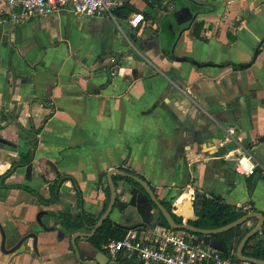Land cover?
Here are the masks:
<instances>
[{
  "label": "crops",
  "instance_id": "1",
  "mask_svg": "<svg viewBox=\"0 0 264 264\" xmlns=\"http://www.w3.org/2000/svg\"><path fill=\"white\" fill-rule=\"evenodd\" d=\"M177 1L203 6L192 26L175 23L176 0H123L116 20L61 8L0 26V264H116L77 236L94 227L63 223L82 212L97 223L111 181L110 218L127 236L164 225L144 187L113 170L173 213L207 196L264 216V0ZM246 150L251 176L235 171Z\"/></svg>",
  "mask_w": 264,
  "mask_h": 264
},
{
  "label": "built area",
  "instance_id": "2",
  "mask_svg": "<svg viewBox=\"0 0 264 264\" xmlns=\"http://www.w3.org/2000/svg\"><path fill=\"white\" fill-rule=\"evenodd\" d=\"M122 3L123 0H0V26L26 24L61 8L88 18L108 17L116 20V11ZM223 19L216 24L230 23L228 13L224 14ZM144 21L143 14H134L129 24L138 28ZM116 62L113 59V63ZM116 73L117 69L113 68L112 75ZM229 135L234 137L236 130L230 129ZM258 167L257 160L247 150L235 163V171L245 176L255 174ZM260 235L263 236L262 232ZM102 249L113 261L135 257L141 264H252L240 260L235 249L225 253L196 240L195 236L187 232L167 225L156 227L153 232L142 237L128 235L122 240H111Z\"/></svg>",
  "mask_w": 264,
  "mask_h": 264
},
{
  "label": "trees",
  "instance_id": "3",
  "mask_svg": "<svg viewBox=\"0 0 264 264\" xmlns=\"http://www.w3.org/2000/svg\"><path fill=\"white\" fill-rule=\"evenodd\" d=\"M202 5L199 7L202 9ZM122 7L118 8L116 11V16L120 17L122 15ZM132 10H129L127 15L130 14ZM124 15V16H127ZM32 162V156L24 155L23 162L24 164H29ZM67 179V178H66ZM66 179H60L54 186L51 188V198L49 200L41 199L45 204H50L59 199V194L57 192L59 184L61 185ZM128 181L133 182L142 188V186L131 179H127ZM165 207L172 212L174 219L180 224H190L197 228L201 229H217L224 227L228 224L235 222L236 220L242 218L249 212L244 210L243 208H238L237 206H232L223 202L220 198H210L207 196H198L193 201V206L187 209V211L191 212L190 216H183L181 214L182 209L176 208L178 213H173L172 207L167 203L163 202ZM181 207H185V204H181ZM163 220L165 221V225L170 227L167 223L165 217L160 212ZM64 226L66 229H81V228H89L92 229L96 222L90 221L88 216L82 212L78 215L65 214L64 215ZM251 229L244 228V225L234 228L230 231H227L222 234L212 236L215 239L222 240L225 242L227 247H231L235 245V248L240 244L241 240L244 238L246 234H248ZM190 235H199L192 232H187ZM128 234L126 228L120 224H116L110 217L107 218L102 227L97 231V233L91 237L89 240L93 243V245L103 250V245L107 244L111 240H122ZM262 245L260 247L255 246L252 252H248L249 244L244 248V254L247 256L264 259V232L262 237ZM116 264H137L135 258H121L116 262Z\"/></svg>",
  "mask_w": 264,
  "mask_h": 264
},
{
  "label": "water",
  "instance_id": "4",
  "mask_svg": "<svg viewBox=\"0 0 264 264\" xmlns=\"http://www.w3.org/2000/svg\"><path fill=\"white\" fill-rule=\"evenodd\" d=\"M190 2L191 4L186 5L185 3L176 0V3L179 5V8L178 9L176 8L175 12L172 14V17L175 23L179 27L188 28L189 26H192L193 23L197 20L198 16L201 13H203V11L199 10L200 9L199 7L201 6L200 3L196 1H190ZM113 174H120L127 178H131L135 180L136 182H139L144 187V189L148 193L150 199L153 201L155 206L159 209V211L165 217L170 227L178 231L192 232L195 234H199L200 236H203L205 238L202 241L204 244L211 245L225 253L231 250H234L235 245H232L231 247H227L224 241L214 240L212 239L213 238L212 236L222 234L234 228L242 226L252 219H258L259 220L258 225L244 236L240 244L237 246L236 251H237V256L240 260L247 261L252 264H264V259H259V258L247 256L244 254V248L246 247V245L250 243H257L259 245L257 247H260L262 245V241H261L262 239L258 238V235L262 232V229L264 226V216L261 213L259 212L248 213L242 218L236 220L235 222L228 224L224 227L217 228V229H201V228H197L195 226H192L186 223L180 224L174 219L172 212H170L165 207V205L157 198L154 190L145 181H143L137 176L125 173L120 170H113L111 175ZM111 190H112V195H111L109 206L107 210L105 211V213L102 215V217L95 224L94 228L89 233L77 234V236L93 237L97 233V231L102 227V225L105 223L107 218L110 217L115 207V204H116V191H115V186L112 181H111ZM184 204H185V207L179 206L178 209L179 208L182 209L181 214L183 216H190L191 212L187 211V209L190 208V205L193 206V201L185 202Z\"/></svg>",
  "mask_w": 264,
  "mask_h": 264
},
{
  "label": "rangeland",
  "instance_id": "5",
  "mask_svg": "<svg viewBox=\"0 0 264 264\" xmlns=\"http://www.w3.org/2000/svg\"><path fill=\"white\" fill-rule=\"evenodd\" d=\"M176 8H177V9L179 8V5H178L177 3H176ZM244 228H248L247 223L244 224Z\"/></svg>",
  "mask_w": 264,
  "mask_h": 264
}]
</instances>
